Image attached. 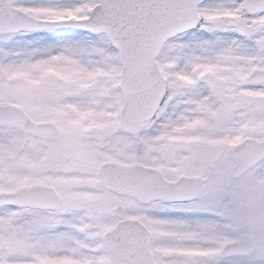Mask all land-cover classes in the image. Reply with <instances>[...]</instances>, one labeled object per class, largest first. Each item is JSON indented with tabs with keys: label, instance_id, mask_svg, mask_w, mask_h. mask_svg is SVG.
<instances>
[{
	"label": "snow or ice",
	"instance_id": "obj_1",
	"mask_svg": "<svg viewBox=\"0 0 264 264\" xmlns=\"http://www.w3.org/2000/svg\"><path fill=\"white\" fill-rule=\"evenodd\" d=\"M0 264H264V0H0Z\"/></svg>",
	"mask_w": 264,
	"mask_h": 264
}]
</instances>
